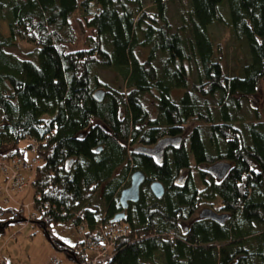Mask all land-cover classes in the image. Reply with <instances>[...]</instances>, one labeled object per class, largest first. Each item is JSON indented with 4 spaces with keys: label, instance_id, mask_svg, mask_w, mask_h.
Wrapping results in <instances>:
<instances>
[{
    "label": "trees",
    "instance_id": "16d2710c",
    "mask_svg": "<svg viewBox=\"0 0 264 264\" xmlns=\"http://www.w3.org/2000/svg\"><path fill=\"white\" fill-rule=\"evenodd\" d=\"M174 1L0 0V26L10 32L0 34V162L25 159L27 139L39 142L40 159L33 203L0 200V233L30 222L85 264L84 251L51 229L86 222L88 235L103 241L101 228L122 210L120 193L141 170L146 183L122 221L130 230L97 264H264V121L257 110V121L235 123L264 84V0H179L180 26L169 16ZM74 21L82 33L92 29L88 48H68L79 36ZM214 23L244 45L243 76L224 70L225 47L208 32ZM17 42L34 45L38 60L11 52ZM100 68L119 74L125 88L103 81ZM177 89L185 94L175 97ZM177 136L182 142L161 161L135 152ZM220 161L232 164L222 180L203 169ZM0 176L7 183L1 169ZM155 180L166 190L160 199L150 190ZM98 195L102 206L92 203ZM203 206L230 217L196 218Z\"/></svg>",
    "mask_w": 264,
    "mask_h": 264
},
{
    "label": "rangeland",
    "instance_id": "374dc122",
    "mask_svg": "<svg viewBox=\"0 0 264 264\" xmlns=\"http://www.w3.org/2000/svg\"><path fill=\"white\" fill-rule=\"evenodd\" d=\"M149 1V0H148ZM186 2V0H184ZM226 6V13L222 11L225 15H229L228 5L226 1H224L223 7ZM186 8L182 5V2L179 0H175L174 2L170 3V12L169 16L171 22L175 26L182 25V16L185 15ZM73 25L75 26L76 30L79 33L77 38V42L72 47H68L69 49H84L88 48V41L87 39L93 35L92 29H86L85 33L81 32L80 27L77 25V22L74 21ZM230 28L229 26H223L217 23H214L208 27V32L210 35L213 36L217 43L223 44L226 50L225 55V62H223L224 70L230 76H243V71L245 67V57L247 53L245 51L244 45L239 44V42L235 41L232 37L231 32L227 29ZM231 30V29H230ZM0 34L7 37L10 35L9 27L6 22H2L0 26ZM36 47L34 45H29L23 42H17L14 47L10 49L11 52L20 56L22 58H29L33 59V61L38 60V55L36 53ZM35 52V54L28 55L29 52ZM158 60L155 62L157 63ZM242 67V68H241ZM99 77L107 82L110 86L124 89L125 88V81L119 76V74L100 68L97 71ZM185 94L184 89H177L175 90V97L179 98ZM251 105L250 103L243 102L242 109L238 112L239 120L235 123L237 124H248L250 122L257 121L255 112L259 110L261 114V120L264 121V84L260 86L259 90L251 96ZM210 107L214 112L217 111L215 107V100L210 98L208 100ZM146 107L151 112V117L156 118V111L154 106V101L151 97H147L145 100ZM206 141L209 138V135L205 133ZM30 144V140H23L20 142V146L22 148L28 147ZM34 154L31 150L27 149L26 152V159H32ZM37 166V165H36ZM196 174V172H194ZM23 176L28 177L31 179V182L35 175V169L33 170H23ZM2 177V176H0ZM1 180V178H0ZM3 180V179H2ZM35 196V191L33 187L28 186L23 192L14 193L12 196L0 195V200H7L11 201L9 205L17 206L19 203L26 205H31L33 203ZM17 203H16V202ZM92 203H96L102 206L103 202H101L99 195L92 200ZM28 211L25 209L24 213L27 215ZM52 236L54 239L64 242L66 245L75 248L76 252L83 251V245L77 243L79 241L82 242L80 235L77 232V229L74 225L69 222L66 224H59L54 226L51 229ZM84 255L86 256V263L93 260L96 256L95 251L86 249L84 251ZM0 259L5 261V264H46L53 258H56L60 261L61 264H79L77 260L69 257L66 251L64 250H56L53 246L52 242L46 235V231L36 226L30 222L28 223H15L10 225L6 229L4 233H0Z\"/></svg>",
    "mask_w": 264,
    "mask_h": 264
},
{
    "label": "built area",
    "instance_id": "2783aa9c",
    "mask_svg": "<svg viewBox=\"0 0 264 264\" xmlns=\"http://www.w3.org/2000/svg\"><path fill=\"white\" fill-rule=\"evenodd\" d=\"M38 147L39 142L36 139H31L29 150L34 154L32 159L15 157L8 163L0 162V169L3 175L8 178L7 183L0 185V195H4L6 198L7 196L10 197L13 193L20 192L31 184V179L23 176L22 171L33 170L37 167L36 165L40 164V159L37 157ZM35 217V214L31 216V218ZM129 230L130 227L123 222H109L101 228L103 241H99L87 234L88 226L86 222H83L78 228V233L83 237V251L90 249L96 253L95 258L85 264H97L100 260L110 258L116 245V240L128 234ZM0 263L2 264V261ZM47 264L61 263L56 258H53Z\"/></svg>",
    "mask_w": 264,
    "mask_h": 264
},
{
    "label": "water",
    "instance_id": "95a60500",
    "mask_svg": "<svg viewBox=\"0 0 264 264\" xmlns=\"http://www.w3.org/2000/svg\"><path fill=\"white\" fill-rule=\"evenodd\" d=\"M98 100H102L104 97L103 91L100 90L95 94ZM183 140L182 136L177 137H166L161 139L154 147H146L141 146L135 149V152L143 154L149 157H155L158 161H161L166 153L168 147L178 146ZM232 164L225 161H220L214 163L210 166H205L203 169L214 176L216 179L222 180L224 179L228 172L231 170ZM146 182V175L141 170H136L131 176L130 186L123 189L120 195V203L124 209L128 208L129 201L137 202L140 199V189L141 186ZM185 182V176H181L177 180L178 185H183ZM151 191L152 194L156 198H162L165 195V187L164 185L155 180L151 183ZM201 219H212L220 224L226 223L229 219L230 215L227 213L219 214L212 208H205L201 211L200 216ZM125 218V213H119L111 221L113 222H121Z\"/></svg>",
    "mask_w": 264,
    "mask_h": 264
},
{
    "label": "flooded vegetation",
    "instance_id": "af4514ba",
    "mask_svg": "<svg viewBox=\"0 0 264 264\" xmlns=\"http://www.w3.org/2000/svg\"><path fill=\"white\" fill-rule=\"evenodd\" d=\"M155 145H153V146H150V147H154ZM148 147V146H147ZM169 148V147H168ZM153 158H155V157H153ZM156 159V158H155ZM157 160V159H156ZM203 167H205V166H203ZM134 173V172H133ZM132 176V175H131ZM147 180V179H146ZM153 182V181H152ZM152 182H150V186H151V183ZM130 183H131V178H130ZM146 183V182H145ZM144 183V184H145ZM143 184V185H144ZM142 185V186H143ZM129 186H130V184H129ZM142 186H141V189H142ZM125 189V188H124ZM141 189H140V194H141ZM123 190V189H122ZM150 190H151V188H150ZM152 192V191H151ZM120 195H121V193H120ZM119 202H120V196H119ZM133 201H129V203H128V208L127 209H124L123 207H122V205H121V207H122V210H120L119 212H118V214L119 213H125V218H126V216H127V210L129 209V207H130V204L132 203ZM121 204V203H120ZM205 208H212V207H210V206H203L202 208H200V210L196 213V218H198L199 216H200V213H201V211L203 210V209H205ZM212 209H214V208H212ZM215 210V209H214ZM217 213H219V214H223L224 212H219V211H217V210H215ZM117 215V214H116ZM124 218V219H125ZM200 218V217H199Z\"/></svg>",
    "mask_w": 264,
    "mask_h": 264
},
{
    "label": "crops",
    "instance_id": "0c3cea01",
    "mask_svg": "<svg viewBox=\"0 0 264 264\" xmlns=\"http://www.w3.org/2000/svg\"><path fill=\"white\" fill-rule=\"evenodd\" d=\"M0 178H1L0 181H2L3 178H2V177H0ZM0 257H1V256H0ZM1 261H3V264H5V261H4L3 259H0V262H1ZM0 264H1V263H0ZM46 264H47V263H46Z\"/></svg>",
    "mask_w": 264,
    "mask_h": 264
},
{
    "label": "bare ground",
    "instance_id": "6f19581e",
    "mask_svg": "<svg viewBox=\"0 0 264 264\" xmlns=\"http://www.w3.org/2000/svg\"><path fill=\"white\" fill-rule=\"evenodd\" d=\"M111 222H113V221H111ZM108 224V223H107ZM106 225V224H105ZM104 225V226H105ZM78 228H79V226H78ZM78 228H77V232H78ZM79 234V233H78ZM87 234H88V232H87ZM80 235V234H79ZM80 237H81V239L83 240V237L80 235Z\"/></svg>",
    "mask_w": 264,
    "mask_h": 264
}]
</instances>
